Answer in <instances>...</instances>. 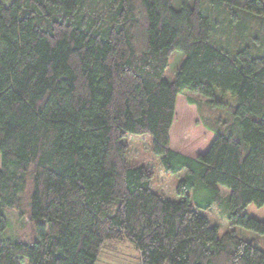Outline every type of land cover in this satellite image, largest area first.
Returning a JSON list of instances; mask_svg holds the SVG:
<instances>
[{
    "label": "trees",
    "instance_id": "obj_1",
    "mask_svg": "<svg viewBox=\"0 0 264 264\" xmlns=\"http://www.w3.org/2000/svg\"><path fill=\"white\" fill-rule=\"evenodd\" d=\"M186 90L215 135L195 156L169 145ZM126 133L183 173L178 200L128 161ZM196 180L213 201L227 187L229 224L258 236L219 234L191 201ZM251 203L264 205V0H0V264H95L124 239L139 264H264ZM5 207L26 238L3 235Z\"/></svg>",
    "mask_w": 264,
    "mask_h": 264
},
{
    "label": "rangeland",
    "instance_id": "obj_2",
    "mask_svg": "<svg viewBox=\"0 0 264 264\" xmlns=\"http://www.w3.org/2000/svg\"><path fill=\"white\" fill-rule=\"evenodd\" d=\"M183 1L185 0H171V5L177 8ZM188 2L191 4L193 0H188ZM182 56L183 53L179 50L172 52L165 73L166 78H171ZM190 95L192 94L187 90L177 95L174 119L169 131V145L174 150L195 156L203 153L209 147L214 133L202 125L196 105L187 101V97ZM123 140L128 144L127 159L131 164H143L152 168L154 172L152 190L163 192L164 196L169 199L178 200L180 196L176 193V185L183 173H167L162 169L158 156L154 155L151 150V136L149 134L126 133ZM188 193L194 206L208 219L210 225L218 227L219 234L234 229L244 239L258 236L255 231L229 224L224 216L225 207L223 204V199L228 194L227 187L219 186L217 200L214 201L212 197L215 195L198 180L194 186L189 188ZM208 203L212 204L205 208ZM245 211L248 216L264 220V205L257 206L251 203L247 205ZM3 212L7 218L3 235L12 239L26 238L29 229L27 220L20 218L17 212L10 207L3 208ZM25 260L27 264V259ZM22 262H24L23 259ZM95 264H139V252L127 239L106 241Z\"/></svg>",
    "mask_w": 264,
    "mask_h": 264
},
{
    "label": "crops",
    "instance_id": "obj_3",
    "mask_svg": "<svg viewBox=\"0 0 264 264\" xmlns=\"http://www.w3.org/2000/svg\"><path fill=\"white\" fill-rule=\"evenodd\" d=\"M214 135V134H213ZM215 136V135H214ZM214 138V137H213ZM181 152V151H180Z\"/></svg>",
    "mask_w": 264,
    "mask_h": 264
}]
</instances>
